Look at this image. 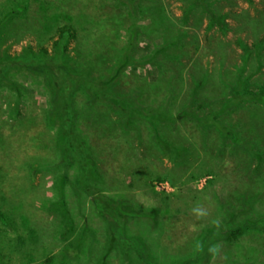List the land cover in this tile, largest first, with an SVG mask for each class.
I'll return each instance as SVG.
<instances>
[{"label":"trees","instance_id":"16d2710c","mask_svg":"<svg viewBox=\"0 0 264 264\" xmlns=\"http://www.w3.org/2000/svg\"><path fill=\"white\" fill-rule=\"evenodd\" d=\"M84 1L0 2V88L11 84L15 95L8 98V107L15 114L29 95L13 81L11 72L25 68L44 79L39 94L48 99V108L43 118L47 128L61 122L56 142L62 162L61 167L52 166L58 174L55 198L42 197L45 203L39 207L56 216L57 228L48 229V236L53 230L59 235L68 222L67 232L75 236L63 250L27 264H160L142 233L127 225L130 214L122 203L93 197L91 217L77 232L66 188H74L70 171L75 165L80 169L75 178L77 196L93 181L103 187L102 192L136 188V182L128 185L119 173L102 170L100 165L107 160L127 166V174L135 176L141 173L136 166L142 158H166L178 164L176 174L183 179L181 164L195 151L186 142L175 141L178 122L190 126L195 141L209 154L213 147L217 152L229 149L236 171H243L247 182L228 181L223 202L217 188L219 183L222 187V178L211 182L218 189L217 206L226 213L223 223L201 228L193 243L178 246L177 257L166 264H206L214 245L236 241L248 232H264V213L237 221L254 213L262 196L242 190L264 185V149L244 136V123L232 120L233 114L254 102L264 106V7L259 10L254 0H246L255 13L238 14L226 11L236 6L235 0H178L182 15L176 17L151 0H91L96 4L93 12ZM103 18H107L105 31L96 36ZM137 18L150 23L139 25ZM122 30L126 42H118ZM147 36L162 43L145 53ZM26 41L21 52L12 55L13 47ZM144 64L160 70L157 83L146 84L132 76L122 80L127 68ZM26 167L28 173L38 175L51 169L40 160ZM93 217L102 222L100 233L92 225ZM149 218L154 222V216ZM10 261L7 264H16ZM246 261L254 264L251 257Z\"/></svg>","mask_w":264,"mask_h":264},{"label":"rangeland","instance_id":"374dc122","mask_svg":"<svg viewBox=\"0 0 264 264\" xmlns=\"http://www.w3.org/2000/svg\"><path fill=\"white\" fill-rule=\"evenodd\" d=\"M32 1L37 5L44 1H49L54 5L58 2V0ZM85 2L89 5V12H93L96 4H90L91 0L84 1V4ZM151 2L161 6L171 15L176 17L182 15L181 3L178 0H151ZM254 2L259 10L264 7V0H254ZM235 5V7L230 6L232 9L227 8L226 11L233 10L238 14L245 11L254 14L256 11V8L250 6L246 0H235ZM123 18L127 17L122 16L121 19ZM137 19L139 25L148 26L150 23L145 20L141 21L140 18ZM106 20L107 18H103L100 21L101 26L96 36H101V33L105 31L103 23ZM194 34L198 35V32ZM203 35L200 33V39L205 44ZM120 36L118 42H126L125 30L120 31ZM230 39H234L233 34L230 35ZM155 43L161 45L162 42L160 39L152 40L151 36H147L143 43L144 52L148 53L154 48ZM26 44L27 41L15 45L11 52L12 55L21 52ZM233 47L241 54L237 45L234 44ZM159 75L160 70L157 67L144 64L136 68H127L122 73V80L132 76L143 83L155 84ZM10 76L29 96L22 101L15 114L10 113L8 98L12 93L15 95V92L11 90L10 83L0 88V216L3 218V222L0 220V264L11 263L10 260H14L16 264H27L40 261L47 254L63 250L75 236L67 232L69 222L61 227L59 235L53 230L52 237L48 236L50 233L48 229L57 228L56 216L39 207V204L45 203L41 202L42 197L47 200L55 198L54 181L58 174L55 170L53 171L52 166L61 167L62 162V159L58 160L56 142L61 122L57 121L54 126L47 128L43 118L48 108V99L39 94L40 87L44 86V79L25 68L13 70ZM13 99L15 103L16 98ZM81 99L83 102L84 97H79L80 104ZM232 120L244 123V136L264 149V135L262 134L264 106L254 102L242 111L233 114ZM177 126L173 129V134H178L175 136V141L179 144L182 141L186 142L190 149L193 147L195 151L194 154L192 152L188 162L181 164L180 169H183L185 173L183 179H179L176 174L179 170L176 167L178 164L166 158H142L138 161L139 166H136L141 173L135 176L131 173L127 174V166L121 168L120 163L107 160L100 165L102 170L119 173L128 185L136 182L138 184L136 188L124 189L122 187L113 193L102 192L103 187L97 184L98 181H93L89 190L82 189L81 194L77 196L75 178L80 175V169L74 166L70 171L74 188L67 186L66 199L77 232L85 226L86 217H91L93 197H103L114 205L122 203L123 209L130 214L126 217L127 225L140 231L159 263L166 264L177 257L175 251L178 246L184 242L193 243V239L198 236L201 228L210 223L213 225L223 223L226 213L217 206L216 192L220 189L219 200H224L227 194L224 190L228 181H231L232 185L247 182L243 177L244 173L236 171L239 169L235 167L229 149L217 152V148L212 146L209 154L198 141H195L193 130L186 122H178ZM79 131L84 133L85 127L80 126ZM122 156L120 153V157ZM102 159L104 160V156ZM38 160L41 163L48 162L51 166L50 171L41 172L40 175L34 172L28 173L26 165L31 166ZM191 175L195 176L193 180ZM224 178L227 179L224 180ZM217 179H221L222 187H219V183L218 189L212 188L211 182ZM108 181L110 182L109 179ZM150 181H152L151 185ZM126 187H128L127 184ZM248 188L249 186H246L242 192L245 194L258 193L262 196L254 206V213L239 216L237 221L246 217L257 218L264 213L263 182L254 186L253 190ZM149 216H154V222ZM92 225L97 227L96 230L99 233L103 229L102 222L96 217H93ZM247 256L252 258L251 262L254 264H264V232L261 230L243 234L236 241L224 240L214 245L206 264H232L233 260L246 264Z\"/></svg>","mask_w":264,"mask_h":264}]
</instances>
